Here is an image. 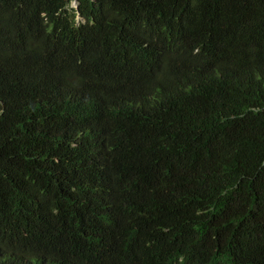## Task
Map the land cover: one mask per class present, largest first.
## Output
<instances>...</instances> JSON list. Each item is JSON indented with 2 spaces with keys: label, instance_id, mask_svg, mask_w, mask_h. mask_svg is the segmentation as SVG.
<instances>
[{
  "label": "trees",
  "instance_id": "1",
  "mask_svg": "<svg viewBox=\"0 0 264 264\" xmlns=\"http://www.w3.org/2000/svg\"><path fill=\"white\" fill-rule=\"evenodd\" d=\"M71 2L0 0V264H264V0Z\"/></svg>",
  "mask_w": 264,
  "mask_h": 264
},
{
  "label": "clouds",
  "instance_id": "2",
  "mask_svg": "<svg viewBox=\"0 0 264 264\" xmlns=\"http://www.w3.org/2000/svg\"><path fill=\"white\" fill-rule=\"evenodd\" d=\"M78 6H79V0H78V2L76 0H72L71 7L78 8ZM67 233H71L73 236L75 235V233L71 232L70 230L55 228V229L50 230L46 234V239L48 242H54L57 245H59L66 240L65 236L67 235ZM89 261H90V259H88V258L76 259V260L72 261L71 264H88Z\"/></svg>",
  "mask_w": 264,
  "mask_h": 264
},
{
  "label": "water",
  "instance_id": "3",
  "mask_svg": "<svg viewBox=\"0 0 264 264\" xmlns=\"http://www.w3.org/2000/svg\"><path fill=\"white\" fill-rule=\"evenodd\" d=\"M78 2V0H76Z\"/></svg>",
  "mask_w": 264,
  "mask_h": 264
}]
</instances>
